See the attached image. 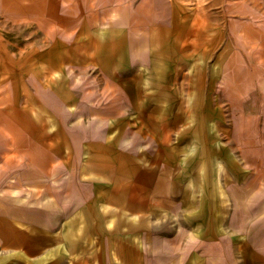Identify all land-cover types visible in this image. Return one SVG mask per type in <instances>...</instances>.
Instances as JSON below:
<instances>
[{"label": "crops", "instance_id": "1", "mask_svg": "<svg viewBox=\"0 0 264 264\" xmlns=\"http://www.w3.org/2000/svg\"><path fill=\"white\" fill-rule=\"evenodd\" d=\"M0 264H264V0H0Z\"/></svg>", "mask_w": 264, "mask_h": 264}, {"label": "rangeland", "instance_id": "2", "mask_svg": "<svg viewBox=\"0 0 264 264\" xmlns=\"http://www.w3.org/2000/svg\"><path fill=\"white\" fill-rule=\"evenodd\" d=\"M255 45L257 46V43Z\"/></svg>", "mask_w": 264, "mask_h": 264}]
</instances>
